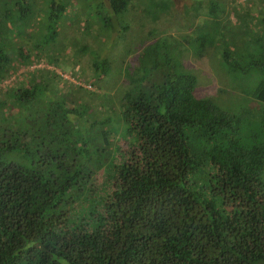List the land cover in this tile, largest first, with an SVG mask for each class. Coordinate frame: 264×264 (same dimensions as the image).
I'll return each mask as SVG.
<instances>
[{"label":"trees","instance_id":"16d2710c","mask_svg":"<svg viewBox=\"0 0 264 264\" xmlns=\"http://www.w3.org/2000/svg\"><path fill=\"white\" fill-rule=\"evenodd\" d=\"M130 1L108 4L116 16ZM159 1L192 28L185 52L249 77L241 106L197 96L196 74L163 68L152 38L108 95L111 124L99 87L26 72L70 50L110 74L98 51L54 42L66 4L42 20L34 0H0V84L15 79L0 88V264H264V0Z\"/></svg>","mask_w":264,"mask_h":264},{"label":"rangeland","instance_id":"374dc122","mask_svg":"<svg viewBox=\"0 0 264 264\" xmlns=\"http://www.w3.org/2000/svg\"><path fill=\"white\" fill-rule=\"evenodd\" d=\"M36 11H40L39 15L42 20L47 19L46 12L50 2H62L66 4L65 12L56 25L57 33L54 42L63 44L65 48L72 46L73 40L84 43L94 51H98L103 57L112 62V69L108 76L104 79H96V75L92 74L89 68L90 56L87 54H76L68 50L69 54L61 61L60 65L55 64L49 66L44 61L43 56L39 62L29 65L25 68L29 72L36 68L48 67L55 70L62 76L60 84L64 86L78 84L87 90L94 91L101 96V102L104 104V114L110 115L111 124H120L116 118L117 111L112 110L108 95L113 94L118 85L123 80V68L129 64H133L136 53L141 50L138 46L144 40L150 41L160 39L163 43L159 46V57L163 61H167L163 65L165 69L172 67L184 68L190 70L197 76V84L195 92L197 96H205L211 98L215 103L223 108L236 109L241 106L242 92L237 86L245 88L248 85V76L244 79L234 82L231 74L217 65L212 56L193 57L190 52L184 51L183 36L192 28L186 31H177L179 25L183 27L184 22L180 20L178 24L176 20L168 19L169 16L161 8H157L155 3L159 0H131L126 10L119 15H114L111 11L108 0H34ZM192 0H186L188 3ZM160 2V1H159ZM107 7L105 8L100 5ZM184 0H174L175 10L181 11ZM195 4H198L195 2ZM192 6V5H189ZM196 7V6H195ZM194 7V9H195ZM187 9H192L187 7ZM193 12V11H192ZM196 12V11H195ZM194 12V13H195ZM105 13H108L107 16ZM193 13V14H194ZM186 15V14H185ZM192 14L186 15L190 18ZM193 17V16H192ZM105 19V23H104ZM193 23L195 26L196 23ZM45 26L46 23H43ZM112 25V27H110ZM126 27L127 30H121ZM175 37H174V36ZM77 42V43H79ZM76 46V44H74ZM75 46H72L76 49ZM68 49V48H67ZM65 53V51H64ZM122 66V68H121ZM19 69L17 74H21ZM14 76L7 78L0 84V88L14 82ZM93 83V84H92ZM237 83V84H236ZM113 98L112 95H109ZM95 98V97H93ZM120 128V126H119ZM121 129L115 135L122 142Z\"/></svg>","mask_w":264,"mask_h":264}]
</instances>
